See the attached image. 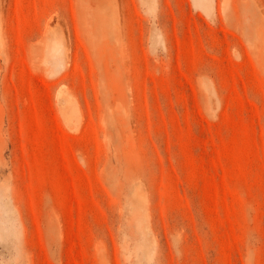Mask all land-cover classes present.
I'll return each mask as SVG.
<instances>
[{
    "label": "rangeland",
    "instance_id": "1",
    "mask_svg": "<svg viewBox=\"0 0 264 264\" xmlns=\"http://www.w3.org/2000/svg\"><path fill=\"white\" fill-rule=\"evenodd\" d=\"M0 264H264V0H0Z\"/></svg>",
    "mask_w": 264,
    "mask_h": 264
}]
</instances>
